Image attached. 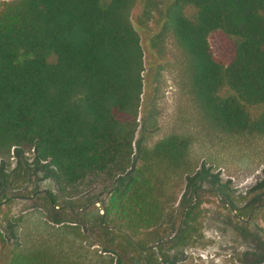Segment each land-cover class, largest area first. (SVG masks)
I'll use <instances>...</instances> for the list:
<instances>
[{
	"label": "trees",
	"instance_id": "16d2710c",
	"mask_svg": "<svg viewBox=\"0 0 264 264\" xmlns=\"http://www.w3.org/2000/svg\"><path fill=\"white\" fill-rule=\"evenodd\" d=\"M136 2L3 3L0 155L13 148L34 150L56 168L66 197L97 186L110 189L106 214L118 217L129 237L139 232L152 237L154 247H137L141 256L149 254L145 264H160L161 244L190 241L200 201L182 205L185 222L177 237L163 235L171 194H178L172 177L189 162L188 137L161 139L141 151L135 166L145 70L141 36L132 21ZM187 6L196 9L193 19ZM169 18L190 57L193 92L208 118L231 134L264 135V0H176ZM217 30L239 39L228 65L209 42ZM22 54L27 57L19 61ZM9 264L62 263L47 250L32 249L16 251ZM116 264L129 263L121 258Z\"/></svg>",
	"mask_w": 264,
	"mask_h": 264
},
{
	"label": "rangeland",
	"instance_id": "374dc122",
	"mask_svg": "<svg viewBox=\"0 0 264 264\" xmlns=\"http://www.w3.org/2000/svg\"><path fill=\"white\" fill-rule=\"evenodd\" d=\"M6 1L15 0H0V10ZM175 1L137 0L132 11L145 52L135 166L141 151L161 139L180 135L191 141L188 165L171 180L178 194H171L163 235L177 237L185 222L182 205L200 201L190 241L164 242L156 257L162 256L160 264H264V135L228 133L206 115L193 92L190 57L169 20ZM185 12L196 15L192 6ZM209 42L228 65L239 39L217 30ZM110 195L97 186L66 197L56 168L34 150L0 155V264L32 249L47 250L62 264H116L121 258L145 264L149 254L141 256L137 245L156 244L147 233L129 237L118 217L106 214Z\"/></svg>",
	"mask_w": 264,
	"mask_h": 264
},
{
	"label": "built area",
	"instance_id": "2783aa9c",
	"mask_svg": "<svg viewBox=\"0 0 264 264\" xmlns=\"http://www.w3.org/2000/svg\"><path fill=\"white\" fill-rule=\"evenodd\" d=\"M13 151H15V148H13Z\"/></svg>",
	"mask_w": 264,
	"mask_h": 264
}]
</instances>
